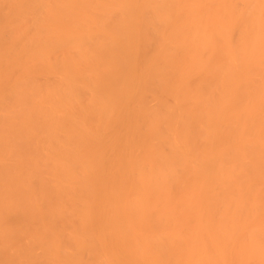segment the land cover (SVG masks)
<instances>
[{
	"label": "bare ground",
	"instance_id": "6f19581e",
	"mask_svg": "<svg viewBox=\"0 0 264 264\" xmlns=\"http://www.w3.org/2000/svg\"><path fill=\"white\" fill-rule=\"evenodd\" d=\"M0 264H264V0H0Z\"/></svg>",
	"mask_w": 264,
	"mask_h": 264
}]
</instances>
